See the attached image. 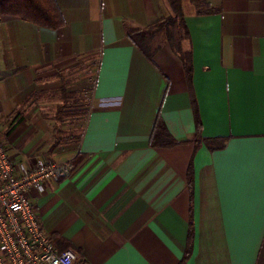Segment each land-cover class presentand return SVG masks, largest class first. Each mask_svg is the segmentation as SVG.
<instances>
[{
  "label": "crops",
  "instance_id": "obj_1",
  "mask_svg": "<svg viewBox=\"0 0 264 264\" xmlns=\"http://www.w3.org/2000/svg\"><path fill=\"white\" fill-rule=\"evenodd\" d=\"M56 3L58 29L0 19V140L73 161L30 191L56 247L74 264H264V0H181L187 69L162 31L128 37L167 0ZM85 89L78 137L56 139L39 105Z\"/></svg>",
  "mask_w": 264,
  "mask_h": 264
},
{
  "label": "built area",
  "instance_id": "obj_2",
  "mask_svg": "<svg viewBox=\"0 0 264 264\" xmlns=\"http://www.w3.org/2000/svg\"><path fill=\"white\" fill-rule=\"evenodd\" d=\"M71 161L13 159L0 140V264H74L71 249L59 250L41 227L30 191L70 174Z\"/></svg>",
  "mask_w": 264,
  "mask_h": 264
},
{
  "label": "trees",
  "instance_id": "obj_3",
  "mask_svg": "<svg viewBox=\"0 0 264 264\" xmlns=\"http://www.w3.org/2000/svg\"><path fill=\"white\" fill-rule=\"evenodd\" d=\"M167 1L171 8V15L156 21L144 29L130 30L128 37L133 43L137 44L141 48L142 44L140 35L151 31H162L164 37L170 40V43H172L175 50L180 55V58L184 61V66L187 69L188 53L181 49V41L186 34L184 17L181 9V0ZM191 2L196 7V12L198 13L210 11L207 6L205 7L203 5V0H191ZM14 17L34 23L38 26L52 29H58L65 23L56 0H0V19H9ZM162 128L163 127H161L159 121L156 120L152 135L166 132L159 131ZM52 241L54 242L53 239Z\"/></svg>",
  "mask_w": 264,
  "mask_h": 264
},
{
  "label": "rangeland",
  "instance_id": "obj_4",
  "mask_svg": "<svg viewBox=\"0 0 264 264\" xmlns=\"http://www.w3.org/2000/svg\"><path fill=\"white\" fill-rule=\"evenodd\" d=\"M171 14V13H170ZM94 56H89L84 61L77 62L79 67L90 70L95 62ZM90 90H81L78 95L70 97L68 91L67 97H61L58 102L39 105L42 110L48 111L51 125H56V128L61 127V131H56V139L75 138L78 137L80 130L84 126L87 107L90 102ZM61 102V103H60ZM54 116V119H52Z\"/></svg>",
  "mask_w": 264,
  "mask_h": 264
}]
</instances>
